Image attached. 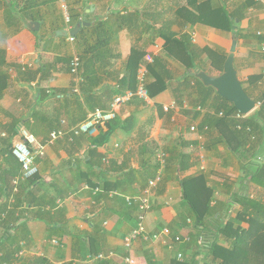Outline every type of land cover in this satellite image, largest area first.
I'll list each match as a JSON object with an SVG mask.
<instances>
[{
    "label": "crops",
    "instance_id": "obj_1",
    "mask_svg": "<svg viewBox=\"0 0 264 264\" xmlns=\"http://www.w3.org/2000/svg\"><path fill=\"white\" fill-rule=\"evenodd\" d=\"M67 1L71 12L81 16L79 22L90 24L81 31L111 15L161 10L154 0ZM163 4V9L172 8L166 18L173 31L180 36L189 34L195 45L208 50L197 63L209 75L222 74L233 37L238 36L235 66L249 97L258 104L264 97V37L259 36L264 35V0H163ZM179 7L185 9L183 17L176 13ZM61 9L59 0H0V51L6 60V66L0 65V264H124L128 256L137 264H172L178 262L179 254L185 256L184 264H206L209 249L199 248L194 225L188 223L192 216L184 205L183 181L204 175L208 186L217 190V205L230 202L237 207L238 211H228L229 215L222 209L218 212L221 217L236 218L241 213L236 194L252 198V183L245 179L239 156L221 141L224 137L219 129L203 128L214 111L200 106L197 90L179 92L177 82L187 69L164 56L163 39L151 41L149 35L142 36L139 22L126 25L112 42L103 64L99 63L102 67L96 65L104 82L96 89L99 104L80 94L81 78L69 72L66 64L42 77L41 60L44 64L59 57L73 60L81 53L78 41L58 36L79 23L68 24ZM223 10L242 15L234 32L195 20L202 13L216 22ZM33 22L40 24L38 32L30 29ZM149 22L153 28L161 27L160 20ZM63 45L70 53L61 49L54 52ZM133 50L144 56L136 66V77H130L128 84L125 79ZM156 57L168 60L174 78L165 92L148 100L136 97L123 103L117 110L120 125L104 145L96 139L108 132L107 125L94 137L73 133L95 109H111L109 88L137 91L141 75L148 76V67ZM148 81L155 82L153 78ZM16 124L18 133L12 135ZM60 128L67 135L46 147L45 157L36 162L38 173L25 178L19 162L8 155L22 140V130L45 144ZM160 151L167 154V167L152 198L147 236L128 251L124 239L138 225L139 208L138 204L129 206L127 198H139L157 176ZM261 157L259 164L264 162V153L258 159ZM166 228L172 238L154 241L153 236ZM176 236H188L191 242L170 249L168 243ZM228 240L222 237L219 244L230 248Z\"/></svg>",
    "mask_w": 264,
    "mask_h": 264
},
{
    "label": "trees",
    "instance_id": "obj_2",
    "mask_svg": "<svg viewBox=\"0 0 264 264\" xmlns=\"http://www.w3.org/2000/svg\"><path fill=\"white\" fill-rule=\"evenodd\" d=\"M74 1L81 2V0ZM154 1L157 2L158 8L161 9L160 12L151 13V11H148L143 14L142 12L135 11L129 12L127 16L120 14L111 15L108 20L98 19L93 22L90 28L83 29L74 38L81 47V53L77 57L81 63L77 74L81 78L80 94L85 97L86 101L99 104L95 101L96 89L100 88L104 82L97 73L96 65L102 67L99 63L102 62L103 64L104 57L111 52L110 46L112 42L126 25L137 24L139 22L140 25H143L142 36L149 35L151 41L163 39L165 41L164 56L167 59H174L180 62L187 69L185 77L177 82L179 92L184 94V91L189 88L199 92L198 103L200 106L211 108L214 111L213 115L208 116V120H206L203 128L214 127L220 130L224 137V140L221 141L234 154L239 156L246 172L245 179L249 183H252V198L250 195L236 194L235 202L242 207V211L236 218H231V216H228L230 202L227 203L228 208L226 212L228 215L225 214L224 217L218 215L216 210L218 203L213 205L215 201V189L208 186L207 178L204 175L190 177L183 181V201L184 205L191 212L194 230L196 231L194 233L196 242L200 241L199 248L209 249L210 256L206 264H264V162L259 164L257 160L264 153V149H261L264 147V97L258 102L259 107L256 112L250 116L244 117L241 115L239 117L240 112L232 103L219 96L213 88H206L192 75L194 69L206 70L203 66L198 65L197 62L208 50H203L195 45L189 34L180 36L174 32L172 23L170 24L166 18L172 8L163 9V0ZM184 11L183 7H179L176 13L183 17ZM152 18L155 21H161L159 29L153 28L151 22H149ZM80 19L81 16L75 14L72 10L71 23L79 22ZM241 19L242 15H239V12L228 13L226 10H223L221 15L216 17V22L219 20L222 22L221 24L213 22L214 19H207V16H204L202 13L195 20L213 25L224 31L234 32L235 22L241 21ZM143 56V53L133 50L132 58L128 63L129 76L125 79L128 84L131 79L136 77L138 69L136 66ZM166 58L156 57L153 64L148 67L149 74L148 76L146 75L145 88L151 98L165 92L174 81L169 68V62ZM72 61V59L59 57L56 58L54 63L44 64L41 60L40 72L42 77H45L53 69L57 70L56 67L59 64H66L69 67L68 71L71 72ZM0 65L6 66L3 51H0ZM149 78H153L155 82L150 83L148 81ZM192 83L195 86H190ZM241 83L243 85L242 81ZM107 93L112 103L116 97L126 94L125 91L110 88ZM211 101H214V103L210 106ZM104 108L106 107H102V110H107ZM106 125L109 129L108 132L104 134V137L96 139V143L100 145H104L107 138L112 136L118 129L120 123L116 117ZM11 133L12 135L18 133L17 124L13 126ZM8 155H13L12 150ZM183 159L184 156H182ZM183 169V164H181V171ZM249 178L251 179L248 180ZM244 223L248 225L247 228L243 227ZM222 237L231 239L230 248L219 244V240ZM177 263L174 262L172 264Z\"/></svg>",
    "mask_w": 264,
    "mask_h": 264
},
{
    "label": "built area",
    "instance_id": "obj_3",
    "mask_svg": "<svg viewBox=\"0 0 264 264\" xmlns=\"http://www.w3.org/2000/svg\"><path fill=\"white\" fill-rule=\"evenodd\" d=\"M62 11L64 12L66 22L71 23V16L69 15V8L67 5V0H59ZM259 36L264 37L263 33H260ZM74 39V38H72ZM262 54H263V78L262 86L264 87V40L262 41ZM80 59L75 57L71 64V72L73 75L78 74V69L80 67ZM145 79L144 74L140 77L138 90L135 92L129 91L123 96H118L111 105V109L102 110L96 109L92 112L86 121L80 125L73 128V133L75 135L87 134L91 137H94L97 134V131L103 125H106L110 121L114 120L117 117L118 108L125 102H128L136 97L141 99L148 100L149 94L145 88ZM259 107V105H258ZM242 114L239 115V117ZM222 116V114H220ZM243 116V115H242ZM245 117V116H244ZM63 125H66V121L62 122ZM196 128H192V131H195ZM22 140L19 141L13 148L12 153L14 157L19 161L22 166V171L25 178H33L37 173V160L42 159L46 155V147L59 139H62L67 135V131L63 128L53 131L50 134L48 141L44 143L38 142L37 138L30 134L29 132L22 130ZM157 160L159 163V170L157 176L154 179H151L147 187L143 190L142 195L137 199L127 198V203L129 206L138 204L139 213H138V225L137 227L128 234L124 239V247L131 251L133 246L140 238H146L147 236V227L146 219L152 211V198L154 193L162 181L163 172L167 167V154L160 151L157 155ZM171 236V231L169 229H164L159 234L153 236L154 241H159L163 237L169 238ZM191 242V238L186 236H176L171 243H168L170 249H173L175 244H187ZM99 259H102L103 256H99ZM179 261H184L183 254L178 255ZM124 264H137V261L134 257L128 256L124 260Z\"/></svg>",
    "mask_w": 264,
    "mask_h": 264
},
{
    "label": "water",
    "instance_id": "obj_4",
    "mask_svg": "<svg viewBox=\"0 0 264 264\" xmlns=\"http://www.w3.org/2000/svg\"><path fill=\"white\" fill-rule=\"evenodd\" d=\"M88 25L90 24L81 21L70 32H58V36L75 38L80 33L81 29ZM30 29L33 32H38L40 24L33 22L30 24ZM237 48L238 36L235 34L222 74L213 76L202 69H194L192 75L206 88H213L219 96L232 103L240 114L243 116H250L257 111L258 104L248 96L239 78L235 66Z\"/></svg>",
    "mask_w": 264,
    "mask_h": 264
},
{
    "label": "rangeland",
    "instance_id": "obj_5",
    "mask_svg": "<svg viewBox=\"0 0 264 264\" xmlns=\"http://www.w3.org/2000/svg\"><path fill=\"white\" fill-rule=\"evenodd\" d=\"M67 5H68V8H69V15L71 16L72 15V12H71V7H70V3L67 1ZM61 6V5H60ZM61 12L64 14V12L62 11V9H61ZM65 16V15H64ZM65 18V17H64ZM61 49V51L62 52H67V53H70L69 52V50L67 49V47L65 46V45H63V46H61V48H59V49H55V51L54 52H56V51H58V50H60ZM258 161H262L263 160V158L261 157V158H259V159H257ZM212 188V187H211ZM216 192H217V190L215 189V201L214 202H217V203H219V196L216 194ZM153 208V207H152ZM216 210H217V212H219V211H223L222 209H225L226 208V210H227V204H222V203H220V205H217L216 206ZM237 207H235V206H233V205H230V207L228 208V211H231V212H237L238 210L236 209ZM230 212V213H231ZM229 213V212H228ZM189 224H192L193 223V219H191V221H189L188 222ZM170 230V229H169ZM171 231V230H170ZM171 238H172V233H171V236H170ZM171 242H172V240H171ZM185 256H183V258H184ZM184 261H179V259H178V256H177V261H178V263L179 264H184L185 263V258L183 259Z\"/></svg>",
    "mask_w": 264,
    "mask_h": 264
}]
</instances>
